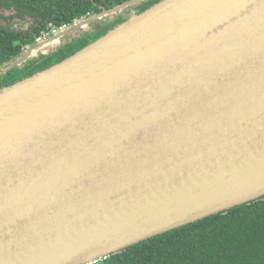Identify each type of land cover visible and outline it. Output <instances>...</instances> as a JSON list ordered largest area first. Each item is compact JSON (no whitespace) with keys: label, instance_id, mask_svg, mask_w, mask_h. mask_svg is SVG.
Returning a JSON list of instances; mask_svg holds the SVG:
<instances>
[{"label":"water","instance_id":"95a60500","mask_svg":"<svg viewBox=\"0 0 264 264\" xmlns=\"http://www.w3.org/2000/svg\"><path fill=\"white\" fill-rule=\"evenodd\" d=\"M263 196L264 0H159L0 89V264H89Z\"/></svg>","mask_w":264,"mask_h":264},{"label":"trees","instance_id":"16d2710c","mask_svg":"<svg viewBox=\"0 0 264 264\" xmlns=\"http://www.w3.org/2000/svg\"><path fill=\"white\" fill-rule=\"evenodd\" d=\"M129 0H0V9L13 8L33 25L25 30L0 26V65L14 60L22 45L33 42L49 23L61 25L109 10ZM159 0H139L140 12ZM115 19L90 35L72 40L62 58L73 54L122 22ZM14 41H19L14 45ZM49 64L40 69L48 67ZM37 70L24 72L19 79ZM102 264H264V196L132 244Z\"/></svg>","mask_w":264,"mask_h":264},{"label":"flooded vegetation","instance_id":"af4514ba","mask_svg":"<svg viewBox=\"0 0 264 264\" xmlns=\"http://www.w3.org/2000/svg\"><path fill=\"white\" fill-rule=\"evenodd\" d=\"M134 5L130 6L131 9L130 8L127 9L125 13H122L119 16H122L125 19H127L131 14L138 13L135 11ZM0 10H4V11L10 10L13 12L10 16H6V17L0 15V18H2L5 21L8 19H16L19 21H24L28 25L27 27L33 25L32 19H30L25 15L18 16L16 10H14L13 8L0 9ZM90 16L93 15H89L84 18L82 17L80 19H74L73 22L70 24L62 23L61 25H57V24L49 23L45 29H43L38 35L34 37L32 43L21 46L20 52L14 60L10 62H5L3 65H0V89L2 87L9 86L23 79V78L19 79V76H22L24 72H28L29 70H37L38 68L39 70L34 72L36 73L63 60L64 58H66V57L62 58V56L63 53L66 52L65 45L67 43L71 42L72 40L80 39L83 36L90 35L92 32L96 31L99 28V26L107 25L109 21L116 18V16H114L113 18L107 20L105 23L103 22L105 20H101V21H92L90 24L89 23L81 24L83 22L82 20H86ZM78 24L81 25L77 26ZM73 25H75V28H71ZM0 26L7 27L11 30L27 29V27L24 29L23 28L20 29V28H13L12 26L9 25H0ZM86 26L89 27V30H83V27ZM61 37L65 39L63 40ZM13 44L18 45L19 41H14ZM47 64H49L48 67L40 69L42 66Z\"/></svg>","mask_w":264,"mask_h":264},{"label":"rangeland","instance_id":"374dc122","mask_svg":"<svg viewBox=\"0 0 264 264\" xmlns=\"http://www.w3.org/2000/svg\"><path fill=\"white\" fill-rule=\"evenodd\" d=\"M130 1V0H129ZM138 1H136V3H137ZM135 3V4H136ZM134 5V4H133ZM117 6V5H116ZM130 6H132V5H130ZM130 6H128V7H126V8H124V9H122V10H120V11H116V13H114V14H110V15H108V16H105L104 18H102V19H100V20H95V21H101V20H105V21H103L104 23L107 21V20H109V19H111V18H113L114 16H116V14L118 13V14H122V13H125V11L127 10V9H129L130 8ZM112 9V8H111ZM131 9V8H130ZM13 12L12 11H4V10H0V15L1 16H3V17H6V16H10L11 14H12ZM128 17V16H127ZM126 17V18H127ZM125 19V18H124ZM82 21H85V20H82ZM82 21H80V22H82ZM91 22H89V24H90ZM98 23H100V22H98ZM0 25H9V26H12L13 28H26L28 25L24 22V21H19V20H16V19H8V20H3L2 18H0ZM83 30H89V27H83ZM62 38V37H61ZM63 40L65 39V38H62Z\"/></svg>","mask_w":264,"mask_h":264},{"label":"built area","instance_id":"2783aa9c","mask_svg":"<svg viewBox=\"0 0 264 264\" xmlns=\"http://www.w3.org/2000/svg\"><path fill=\"white\" fill-rule=\"evenodd\" d=\"M107 257L100 258L98 260L92 261L89 264H102V261L105 260Z\"/></svg>","mask_w":264,"mask_h":264}]
</instances>
